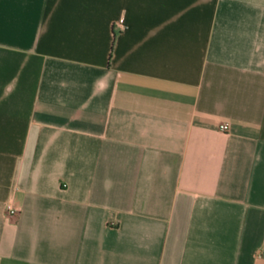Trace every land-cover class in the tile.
<instances>
[{
	"label": "crops",
	"instance_id": "obj_1",
	"mask_svg": "<svg viewBox=\"0 0 264 264\" xmlns=\"http://www.w3.org/2000/svg\"><path fill=\"white\" fill-rule=\"evenodd\" d=\"M0 264H264V0H0Z\"/></svg>",
	"mask_w": 264,
	"mask_h": 264
},
{
	"label": "built area",
	"instance_id": "obj_2",
	"mask_svg": "<svg viewBox=\"0 0 264 264\" xmlns=\"http://www.w3.org/2000/svg\"><path fill=\"white\" fill-rule=\"evenodd\" d=\"M220 127L222 128V129H228V127H229V122L228 121H225V122H222L221 124H220ZM8 210H9V212H11V213H16L17 212V208H15L14 206H13V204H8Z\"/></svg>",
	"mask_w": 264,
	"mask_h": 264
}]
</instances>
